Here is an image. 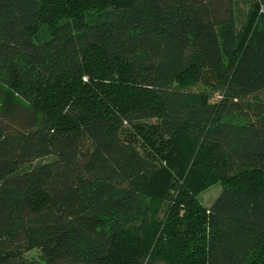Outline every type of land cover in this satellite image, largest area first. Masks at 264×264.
Masks as SVG:
<instances>
[{"label": "trees", "instance_id": "obj_1", "mask_svg": "<svg viewBox=\"0 0 264 264\" xmlns=\"http://www.w3.org/2000/svg\"><path fill=\"white\" fill-rule=\"evenodd\" d=\"M0 264H264V0H0Z\"/></svg>", "mask_w": 264, "mask_h": 264}, {"label": "rangeland", "instance_id": "obj_2", "mask_svg": "<svg viewBox=\"0 0 264 264\" xmlns=\"http://www.w3.org/2000/svg\"><path fill=\"white\" fill-rule=\"evenodd\" d=\"M250 1L251 0H238L239 5L241 9L243 10V12H246L248 10ZM195 84H196L195 85L196 87H194L193 89L196 91L204 89L205 87V84L201 81L199 82L197 81ZM50 159L51 158H42L38 162H47ZM220 190H221V185L219 183L212 184L208 186L206 189H204L203 191H201L199 195L197 196V199L200 204H202L204 207L207 208L212 204L214 199L220 193ZM25 256L28 260L33 261V262H37L40 260L39 252L37 250H32V251L27 252L25 253Z\"/></svg>", "mask_w": 264, "mask_h": 264}]
</instances>
